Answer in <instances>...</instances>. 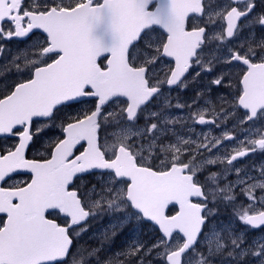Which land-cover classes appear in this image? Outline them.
<instances>
[{
	"label": "snow or ice",
	"instance_id": "obj_1",
	"mask_svg": "<svg viewBox=\"0 0 264 264\" xmlns=\"http://www.w3.org/2000/svg\"><path fill=\"white\" fill-rule=\"evenodd\" d=\"M257 24L264 27V0H0V39L44 34L35 45L40 59L25 60L23 67L13 61L16 73L28 78L0 94V136L18 141L0 145V214L6 217L0 221V264H91L99 250H80L75 242L87 231L86 221L105 212L120 214L113 228L131 220L154 224L160 236L146 252L156 250L165 264H210L225 249V238L234 264H264V243L242 247V235L210 227L217 205H231L244 225L264 226V195L256 194L264 192V166L253 177L234 163L264 151V37L255 38ZM155 26L166 39L152 37ZM245 29L239 46L227 47ZM216 65L221 70L211 84L235 75L233 107L243 110L238 126L244 138L225 132L197 143L172 132L175 143H158L171 132L166 125L184 118L156 111L145 116L148 106L164 96L165 85L187 87L190 69H199L196 79ZM89 99L87 111L65 116L61 137L44 146L46 155L29 158L66 108ZM113 105L117 110L110 111ZM207 112L187 119L216 125L221 115H232L213 107V119H206ZM140 117L143 128L136 124ZM226 140L236 144L222 156L198 159L219 152ZM217 164L225 166L224 177L233 172L236 180L220 187L216 172L202 180L206 166ZM20 173L29 179L7 183ZM87 177L97 183L85 189ZM236 188L249 201L246 207H236ZM201 238L207 255L197 251ZM143 248L133 245L123 255Z\"/></svg>",
	"mask_w": 264,
	"mask_h": 264
},
{
	"label": "flooded vegetation",
	"instance_id": "obj_2",
	"mask_svg": "<svg viewBox=\"0 0 264 264\" xmlns=\"http://www.w3.org/2000/svg\"><path fill=\"white\" fill-rule=\"evenodd\" d=\"M260 0H258V3ZM259 12V8L257 9ZM191 23H201L200 18L192 16L190 17ZM218 30V29H217ZM252 32L255 35L256 39H260L264 37V27L260 25H254L252 28ZM41 34L39 32H35V34L31 35L27 39H17L14 38L12 40H5L0 39V47L5 46V42H10L13 45H18L22 48L29 46V45H37L40 42L39 36ZM248 35V29H245L244 33H242L241 40L235 41L234 43L228 44L227 47L233 48L235 50L239 44L242 42L243 37ZM22 45V46H21ZM5 50V49H4ZM218 55H220V52H217ZM166 62L169 63V61L166 60ZM199 71L198 68L190 69V75H187V80L191 79V76L196 72ZM221 70V65H216L215 68H213L212 72H202L201 76L189 81V87L184 89L183 95L187 96V99L184 101H178V95H180L182 92H180V87H172L169 88L168 86H164L162 88V91L164 95L170 96V103H174L175 107L176 105H182V108H176L174 109V112H177V115L175 114H165L162 110V106H164V97L159 100H157L154 103H151L148 108H152L151 111L161 112L162 117H167L170 120H176L177 118H184L183 120H180L172 125V127H175L176 130H173L171 128V132H168L164 136L158 140V143H175L176 142V136H181L184 139L191 138L192 140L197 141V143H200L201 140L198 139V137H202L204 135H209L210 137L220 138L223 133L225 132H232L233 135L237 137V139H243L244 138V132L241 127L238 126V121L240 118H242V109H236L233 107V96L237 90L236 87H232L231 85H237V81L235 79V75H233V78L226 82L225 84L221 86H216L211 84V81L216 78V76L219 74V71ZM234 73L238 72L239 69L233 70ZM238 86V85H237ZM168 93V94H166ZM229 93H232L233 95H229ZM199 94V95H198ZM166 106V105H165ZM114 109H116V106H112ZM215 108L216 112H221V109H223L225 112L232 113V115H229L227 118H224L222 115L220 118H217L216 125H201V124H195L193 125V122L187 117L191 113L198 112L200 110H203L205 108L208 109V112L205 116L206 119H213V116L211 115L212 108ZM111 108V107H110ZM148 109L145 111L144 115L147 116L149 112ZM35 122V121H34ZM151 122H158L156 120H152ZM136 124L144 127L145 126V120L143 117H140ZM172 132L176 134V136L172 135ZM18 141L14 137H2L0 138V145H7L11 146L14 143H17ZM236 143V141H223V146L220 148L219 152L216 151V149H213L212 153L208 152H202L198 154V159L200 157H212L215 155H223L225 153L226 149L231 148L230 145L233 143ZM35 149L40 150V143L35 147ZM164 157L162 156L161 159ZM236 167L241 168L243 171L248 172L249 175L253 177H259V170L261 166H264V151L257 150L255 153H252L249 156H246L242 158L238 162H234ZM224 165L217 164L212 166H206L205 170L201 173V179L203 180L206 176L209 175L210 172H216L218 174H221L218 176V182L220 187H223L226 183H230L236 180V175L233 172H230L226 175V177L223 176V169ZM29 175L28 174H19L14 175L10 180L7 181L8 184L16 183L24 180H28ZM87 177L85 180H88ZM96 179V178H95ZM86 183V182H85ZM84 188H90L88 184H85ZM236 194V200L235 205L237 208H239L241 205L247 206L249 201L245 196L240 194V189L236 188L235 190ZM257 196L264 195V192H261L259 189L256 191ZM212 207V205H210ZM258 207V205H257ZM216 212V215L214 218H212V223L210 227H213V225L216 223L215 221L222 220V225L224 227H229L230 225L236 224L237 228L236 230H240L242 227H246L245 230V238L253 239V240H259L258 242L264 243V226H261L259 228H252L250 226L244 225L242 222H240L235 216H234V208L231 205H217L214 209ZM264 210V209H262ZM170 214H173L170 212ZM6 217L4 215H0V221L5 220ZM93 218L90 217L89 220L86 222V225L91 222ZM59 222V221H58ZM150 223V222H148ZM151 224V223H150ZM152 225V224H151ZM221 225V226H222ZM153 226V225H152ZM221 226L216 227L218 231L221 230ZM94 227V226H93ZM93 227L90 228V230L86 231V233L90 236V233H92ZM95 228V227H94ZM153 229L156 231L154 234H156L158 237L160 236L159 230L153 226ZM154 232V231H153ZM153 232H151L150 236L154 237ZM223 232V231H221ZM85 234L81 235L87 236ZM208 231L206 230L205 235H207ZM94 235V234H92ZM97 236V235H94ZM98 238V237H97ZM96 238V240H97ZM201 240V239H200ZM82 241V240H81ZM76 243V242H75ZM257 243V241L255 242ZM254 243V244H255ZM78 249H80L77 246ZM92 249H98L99 251L96 253V256L91 259V264H97V260H99L100 264H118V253L116 249H119L123 251L119 246H112V242L110 243H99L96 246H91L84 248V250L91 251ZM81 250V249H80ZM109 250V253L107 252ZM111 254H116L117 258L110 259L109 256ZM122 260V264H134L133 256H119ZM221 255L216 254L212 257L215 261H220ZM245 259H248V257H245ZM114 261V262H113Z\"/></svg>",
	"mask_w": 264,
	"mask_h": 264
},
{
	"label": "trees",
	"instance_id": "obj_3",
	"mask_svg": "<svg viewBox=\"0 0 264 264\" xmlns=\"http://www.w3.org/2000/svg\"><path fill=\"white\" fill-rule=\"evenodd\" d=\"M151 35H155L156 38H165V34H163L160 30L154 28L151 32ZM40 42L43 43L44 41V35L39 36ZM22 46V45H21ZM23 47V46H22ZM21 47L18 45H13L10 42H5V50L0 52V94H3L5 91L10 90V86L13 85L16 82H19L23 79H27L28 77L26 75H18L13 67V61L15 63H20L22 66L24 65L25 60H23L22 57H27L24 53H21ZM24 51V49L22 50ZM5 57H10L9 61L5 63ZM29 60V59H28ZM50 62V60L48 61ZM91 107V100H88V102L84 104H77L70 108H66L63 113H61L60 118L55 122V125L51 128H48L45 130V134L42 135L41 141H40V150H37L35 148H31L29 151V158H34L39 155H46L44 152V146L46 143L51 140L58 137H61V129L60 124L65 118V116H73L81 112V110L87 111V109ZM34 126H36V122H34ZM42 126V125H41ZM88 180H85L83 183L88 184L89 187L91 185L96 184L97 181L94 177H88ZM94 221V222H93ZM62 222V221H59ZM98 223V222H97ZM96 224V219L91 220L90 223L85 225L86 227L92 228ZM140 227H134L131 223H126L119 229H117V234L113 236V238L109 237L108 239H105L104 236H94L92 233H90V236H80L76 239V246L81 244L84 246V248L96 246L99 243H111L112 246H119L121 248L126 247L127 244H125V241L123 239H128L129 241H132L138 237L140 239L141 237L145 236V240L143 242L144 246H147V242H151L152 236H150L151 232H156L153 229V226L150 223H140ZM138 229V230H137ZM150 236V237H149ZM98 237V238H97ZM97 238V240H96ZM82 240V241H81ZM123 240V241H122ZM115 241V242H114ZM135 241V240H134Z\"/></svg>",
	"mask_w": 264,
	"mask_h": 264
},
{
	"label": "rangeland",
	"instance_id": "obj_4",
	"mask_svg": "<svg viewBox=\"0 0 264 264\" xmlns=\"http://www.w3.org/2000/svg\"><path fill=\"white\" fill-rule=\"evenodd\" d=\"M153 38H156L155 35H152ZM213 47H215V45H213ZM0 49H5V46H2L0 47ZM24 49V51H22ZM25 52V55L27 57H22L23 60H36V59H40V57L38 56V48H36L34 45H29V46H26V47H22L21 49V53H24ZM10 59V57H5V63L8 62ZM20 64V63H18ZM168 62L165 61V65H167ZM0 65H1V61H0ZM21 65V64H20ZM21 67H23L21 65ZM198 71V70H197ZM195 76V73L191 76V79H188L186 81L187 83V87H189V81L190 80H194L193 77ZM162 78V77H161ZM187 87H184V88H181L180 89V92H182L180 95H178V101H184L187 99V96L186 95H183V92H184V89H186ZM168 94V93H166ZM164 99L165 97L167 98L169 104L165 106H162V110L165 114H175L177 115V112H174V109H176L177 107H175L174 103L176 102H172L170 103L171 99H170V96L169 94L168 95H164L163 96ZM161 97V99L163 98ZM164 103V102H163ZM182 108V107H180ZM151 107L148 108V111H151ZM110 111H115L117 109H114L113 107L109 108ZM174 124V123H173ZM173 124H170V125H166L167 128L171 129L173 128V130H176L175 127H172ZM138 127L140 128H143L139 125H137ZM109 133H112L114 131H116L115 128H109L108 129ZM236 143L234 142L233 144L230 145V147H233ZM93 219H96V224L94 225L93 227V230H92V234L94 235H98V236H104L105 237V234H107L108 238L111 237L113 238L114 235H112V232L115 231V235L117 234V229H119L120 227H122L124 224L126 223H131L133 224L134 227H137L139 228L141 226L140 223H137L135 220H131V221H128V222H125V223H122L120 224L119 227H115L113 228V225L117 224V222L121 219L120 217V214L119 213H104V214H98L95 218ZM92 219V220H93ZM94 222V221H93ZM98 222V223H97ZM216 223L213 225V227H218V226H221L223 221L222 220H218V221H215ZM223 226V225H222ZM228 228L231 229V232L232 234L235 236V235H242L243 237V240H244V244L242 245V247H247L249 245H252L254 244L256 241L258 242L259 240H253V239H248V238H245L244 234H245V230H246V227H242L240 230H236L237 226L236 224H233V225H230ZM141 229V227H140ZM90 230V227L88 226L87 227V231ZM138 230V229H137ZM86 232L82 233L81 235L85 234ZM155 232H153V235L154 237H150L151 238V242L148 241L147 242V246H144L143 249H141V252L137 253L135 256H133V261H134V264H141V257L143 256V264H165V261L163 259L162 256L158 255L157 254V251L156 250H153L151 253H147L146 252V249L147 248H151V246L153 244H155L157 242V240L159 239V237L154 234ZM208 234V233H207ZM86 235H88L86 233ZM221 235L222 236H225L226 234L224 232H221ZM145 236L141 237L140 239H138V237H136V239L132 240V241H129L128 239H123L125 241V244L126 247H124V249H122L123 251L119 250V249H116L117 251H115L116 253H118V258H117V255L116 254H111L109 256L110 259H113L115 260L114 258H117L118 261L117 263L118 264H122V260L119 256H122L123 253L127 252L130 248H132L133 245H138V244H143L144 240H145ZM122 240V241H123ZM112 242V241H111ZM115 242V241H114ZM224 244H225V249L219 253V255H221L220 257V261H215L212 259L211 257V262L210 264H234L232 258L228 257L227 253L228 251H230V247H228L229 245V240L227 238H225L223 241H222ZM78 247L81 249V250H84V246L81 244V242L79 243ZM198 252H202L204 253L205 255H207V245L205 243V241L203 240V238H201L200 242H199V247L197 249ZM109 253V250L107 251ZM125 256V255H124ZM114 262V261H113ZM109 264H112V263H109Z\"/></svg>",
	"mask_w": 264,
	"mask_h": 264
},
{
	"label": "water",
	"instance_id": "obj_5",
	"mask_svg": "<svg viewBox=\"0 0 264 264\" xmlns=\"http://www.w3.org/2000/svg\"><path fill=\"white\" fill-rule=\"evenodd\" d=\"M190 17H192V16H190ZM190 17H189V19H190ZM156 28H158V29H160L164 34H165V31L163 30V29H161L159 26H155ZM35 32H39V33H41L42 35H44L43 33H42V31L41 30H37V31H35ZM166 35V34H165ZM28 37H26V38H23V39H27ZM173 87H175V86H173ZM2 137H4V136H0V138H2ZM20 174H27V173H20ZM14 175H19V174H13V176ZM29 175V174H28ZM0 215H3V214H0ZM89 220V219H88ZM87 220V221H88ZM86 221V222H87ZM151 223V222H150ZM152 224V223H151ZM153 226H155L154 224H152ZM156 227V226H155ZM157 228V227H156ZM158 229V228H157Z\"/></svg>",
	"mask_w": 264,
	"mask_h": 264
}]
</instances>
